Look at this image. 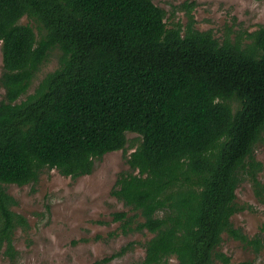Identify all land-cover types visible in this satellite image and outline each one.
<instances>
[{"label": "trees", "instance_id": "16d2710c", "mask_svg": "<svg viewBox=\"0 0 264 264\" xmlns=\"http://www.w3.org/2000/svg\"><path fill=\"white\" fill-rule=\"evenodd\" d=\"M195 5H181L183 25L169 24L152 0H0L6 257L16 259L15 232L29 227L8 186L37 183L44 169L90 175L96 160L127 151L128 133L138 135L136 147L111 194L133 214L115 212L112 221L124 235H150L138 242L145 256L137 264H230L219 250L224 234L261 251L262 241L232 217L250 208L236 202L245 181L264 206V164L255 154L264 144V25L221 41L195 28ZM55 49L58 68L28 94Z\"/></svg>", "mask_w": 264, "mask_h": 264}, {"label": "rangeland", "instance_id": "374dc122", "mask_svg": "<svg viewBox=\"0 0 264 264\" xmlns=\"http://www.w3.org/2000/svg\"><path fill=\"white\" fill-rule=\"evenodd\" d=\"M152 1L167 12L166 21L169 24L179 21L183 25L189 19L181 5L196 2L191 13L195 28L200 31L211 30L221 41L229 31V36L234 38L238 31H254L264 25V0ZM21 23L31 24L37 32V26L28 18L24 17ZM61 55L58 49L50 52L28 94L34 92L48 73L58 68ZM2 67L0 44V75ZM3 97L4 89L0 85V101ZM127 136V151H113L101 160H96L90 175L72 179L55 169H44L37 183L8 186V192L18 202L13 210L27 219L29 227L26 230L19 228L15 232L16 259H9L1 250L0 264H101L100 260L120 251L130 242L134 244L126 254L107 264H137L143 259L145 250L139 243H143L150 235H124L119 230L120 224L112 221L115 212L133 214L130 208L111 194L118 175L129 170L127 158L136 147L132 145L138 135L128 133ZM255 154L264 164V144L257 147ZM259 179L264 183V170L259 174ZM236 194V202L250 208L236 213L232 222L250 239L259 238L263 248L255 253L252 248L224 234L219 250L231 257L230 264L247 261L264 264V206L254 195L248 181L238 187ZM114 232L117 233L110 235ZM215 264L224 263L216 260Z\"/></svg>", "mask_w": 264, "mask_h": 264}]
</instances>
